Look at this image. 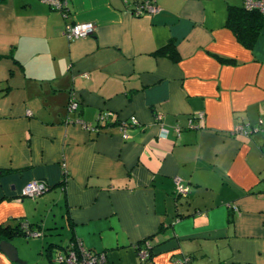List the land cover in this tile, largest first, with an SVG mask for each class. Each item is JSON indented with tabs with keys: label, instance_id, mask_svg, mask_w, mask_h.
<instances>
[{
	"label": "crops",
	"instance_id": "0c3cea01",
	"mask_svg": "<svg viewBox=\"0 0 264 264\" xmlns=\"http://www.w3.org/2000/svg\"><path fill=\"white\" fill-rule=\"evenodd\" d=\"M137 1L0 2V226L42 233L7 242L24 264L72 238L101 264H264V23L249 51L226 27L244 0H156L139 17ZM169 41L175 63L155 54ZM101 112L118 124H77ZM33 180L48 190L20 197Z\"/></svg>",
	"mask_w": 264,
	"mask_h": 264
},
{
	"label": "built area",
	"instance_id": "2783aa9c",
	"mask_svg": "<svg viewBox=\"0 0 264 264\" xmlns=\"http://www.w3.org/2000/svg\"><path fill=\"white\" fill-rule=\"evenodd\" d=\"M2 0H0L1 2ZM48 3L53 8L60 10L64 13L66 0H42ZM156 0H139L134 3L131 13L134 16H144L147 14H155L156 13ZM244 6L248 10H258L261 13H264V0H244ZM94 32V25L91 23L86 24H69L65 27L63 35L68 39H85L91 36ZM78 107L77 103L73 100L70 101L68 105L69 111H74ZM112 119L111 113L101 112L97 116L96 120V129L99 130L100 127H103ZM160 117H157L159 121ZM131 123L133 125L137 124V121L134 117L130 119L128 123H121V132H122V139H127V135L125 134L126 126ZM79 125L82 127L85 126L86 129H91V125H85L82 122H78ZM242 127L238 126L237 130H241ZM94 130V129H92ZM164 133V132H163ZM165 134V133H164ZM163 136V134H161ZM177 191L179 194H186L187 189L184 186L179 184V180H176ZM48 186L47 184L40 182V181H30L25 184L21 190L19 191V195L24 198H31L35 199L41 196L46 190ZM26 225H23V228L26 229ZM38 234H32V236H37ZM141 257L144 258L146 256L145 252L142 251L140 253ZM104 261L103 255L100 256H92L91 252L85 250L81 245L71 246L65 252L60 251L55 256L56 264H101Z\"/></svg>",
	"mask_w": 264,
	"mask_h": 264
},
{
	"label": "trees",
	"instance_id": "16d2710c",
	"mask_svg": "<svg viewBox=\"0 0 264 264\" xmlns=\"http://www.w3.org/2000/svg\"><path fill=\"white\" fill-rule=\"evenodd\" d=\"M263 23L264 13H261L258 10H248L247 8H245L244 4L240 7H228L226 27L232 32L236 41L249 51H252L254 49L256 42L261 35ZM155 54L165 57L174 63L178 61L176 46L172 41H169L165 46L157 50ZM219 61L226 64L231 63V60L225 58H219ZM109 122H107L106 125L118 124L117 121L110 124ZM0 172L4 173L3 171ZM24 224L27 226L26 229L23 228ZM39 232L40 230H35L30 223L19 219L17 223L0 226V241H9L12 238L29 239L33 237L32 234H38ZM71 241V244H69L66 248H60L61 250H59L58 252H65L67 248L69 249L71 246L78 245L75 243V241H73V238L71 239ZM50 248L51 245H49L47 249L49 250ZM135 248L137 254L141 253L142 251L145 252L146 256L143 258L144 262L151 260L155 255V253L153 252V248L145 240L140 244H137ZM88 251L91 252L92 256L103 255V262L106 261L105 253H97L91 250ZM56 254L52 258V264H56ZM49 257L51 258L50 254ZM185 259L188 261L193 260V254L186 255Z\"/></svg>",
	"mask_w": 264,
	"mask_h": 264
},
{
	"label": "water",
	"instance_id": "95a60500",
	"mask_svg": "<svg viewBox=\"0 0 264 264\" xmlns=\"http://www.w3.org/2000/svg\"><path fill=\"white\" fill-rule=\"evenodd\" d=\"M0 253H2L9 262L15 264H24L20 261L16 249L7 241H0ZM192 263V260H186L185 264Z\"/></svg>",
	"mask_w": 264,
	"mask_h": 264
},
{
	"label": "rangeland",
	"instance_id": "374dc122",
	"mask_svg": "<svg viewBox=\"0 0 264 264\" xmlns=\"http://www.w3.org/2000/svg\"><path fill=\"white\" fill-rule=\"evenodd\" d=\"M75 111V110H74ZM79 122H82V121H79ZM83 124H85L84 122H82ZM78 124V123H77ZM85 125H89V124H85ZM82 127V126H81ZM84 130H88V131H91L92 129H96V126H92V128L91 129H86V127L85 126H83L82 127ZM37 236H42V233L41 234H38ZM63 237V236H62ZM20 240H22V241H24V242H26V239H20ZM32 241V242H35V241H37L38 240V238L37 237H31V238H29V239H27V241ZM27 243H29V242H27ZM76 244H78L77 242H75ZM11 245L16 249V251H17V253H18V257L20 256L19 255V252H18V250H17V248L14 246V244H12L11 243ZM19 259H20V261H22L21 259L22 258H20L19 257Z\"/></svg>",
	"mask_w": 264,
	"mask_h": 264
},
{
	"label": "bare ground",
	"instance_id": "6f19581e",
	"mask_svg": "<svg viewBox=\"0 0 264 264\" xmlns=\"http://www.w3.org/2000/svg\"><path fill=\"white\" fill-rule=\"evenodd\" d=\"M70 103V102H69ZM69 105V104H68ZM48 190V189H47ZM21 197V196H20ZM22 198H24V197H22ZM39 234V233H38ZM33 237H36V236H33ZM185 262H186V260L184 261V262H182V263H180V264H185ZM103 263H105V262H103Z\"/></svg>",
	"mask_w": 264,
	"mask_h": 264
}]
</instances>
